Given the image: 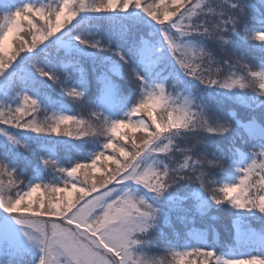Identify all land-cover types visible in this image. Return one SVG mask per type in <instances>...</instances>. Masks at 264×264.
Instances as JSON below:
<instances>
[{
  "label": "snow or ice",
  "instance_id": "obj_1",
  "mask_svg": "<svg viewBox=\"0 0 264 264\" xmlns=\"http://www.w3.org/2000/svg\"><path fill=\"white\" fill-rule=\"evenodd\" d=\"M0 240L9 264H264V0H0Z\"/></svg>",
  "mask_w": 264,
  "mask_h": 264
},
{
  "label": "trees",
  "instance_id": "obj_2",
  "mask_svg": "<svg viewBox=\"0 0 264 264\" xmlns=\"http://www.w3.org/2000/svg\"><path fill=\"white\" fill-rule=\"evenodd\" d=\"M43 23V22H41ZM25 31H22L20 33L21 36H23L25 39L30 40V36L26 35L25 33L28 30V26L25 23L24 25ZM14 41V37L13 35H9V37L6 38L5 40V51L6 53H10L11 50L15 49L18 46V41H16L15 43ZM59 94V89L56 88L53 92V95H58ZM65 104L69 107V108H74L75 106L73 105V103L71 102L70 98H65ZM220 114L225 116V118H227L229 112H239V113H244L246 112V108L240 104H236V103H231V102H222L218 105ZM78 111V110H77ZM154 115L156 114L155 112L153 113ZM141 115L144 117L145 121L150 123V119L147 116L146 113H141ZM43 114H41L40 119H43ZM134 119H138V117H135ZM69 127L74 128V125H70ZM63 131V128H62ZM121 132H128L129 134V140L128 141H123V140H119V137H117L113 143L117 144V147L120 146H124L126 148V150H130L131 149V139L135 138L136 142L139 144L142 142V139L145 138V134L139 130H133L132 128H128V129H121ZM67 139H71V138H67ZM85 139L88 140H93V137H87ZM118 141V143H117ZM88 149V151L90 152L93 148V145L90 143L86 146H84ZM78 151L79 150H74L71 153L67 152L66 150H60L57 155L59 156V158L63 159L66 156H71L72 159H76L78 157ZM106 155H114L116 156L118 159H123V157L120 156V154L118 152H114L113 150L109 149L106 151L105 153ZM102 164L105 167L100 169L99 171L97 170H91L92 174H94L96 177H100L105 170H111L114 169L116 167V165L111 161H100L98 164L99 165ZM83 179V177H81V180ZM62 186V185H61ZM35 195V194H34ZM215 217V218H213ZM195 226L196 227H208V226H212L215 228L216 232H215V238L217 240V243L220 244L222 242H226V241H230L229 240V232H228V225L230 223L227 215L225 213H221V212H212L209 214V216L205 217L203 219V221H201L200 217L198 215L195 216ZM255 223V222H254ZM254 227H256L253 224ZM181 228L183 227V225L180 226ZM0 264H8L11 257L10 256H3L0 258Z\"/></svg>",
  "mask_w": 264,
  "mask_h": 264
},
{
  "label": "rangeland",
  "instance_id": "obj_3",
  "mask_svg": "<svg viewBox=\"0 0 264 264\" xmlns=\"http://www.w3.org/2000/svg\"><path fill=\"white\" fill-rule=\"evenodd\" d=\"M12 252L9 246H6L3 240H0V257L3 253ZM14 253V252H13Z\"/></svg>",
  "mask_w": 264,
  "mask_h": 264
}]
</instances>
